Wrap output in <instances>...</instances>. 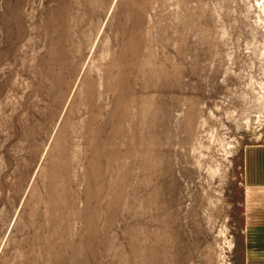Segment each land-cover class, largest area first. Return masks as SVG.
Segmentation results:
<instances>
[{
    "label": "rangeland",
    "instance_id": "374dc122",
    "mask_svg": "<svg viewBox=\"0 0 264 264\" xmlns=\"http://www.w3.org/2000/svg\"><path fill=\"white\" fill-rule=\"evenodd\" d=\"M264 146V0H0V264H241Z\"/></svg>",
    "mask_w": 264,
    "mask_h": 264
},
{
    "label": "crops",
    "instance_id": "0c3cea01",
    "mask_svg": "<svg viewBox=\"0 0 264 264\" xmlns=\"http://www.w3.org/2000/svg\"><path fill=\"white\" fill-rule=\"evenodd\" d=\"M241 264H264V146L244 151Z\"/></svg>",
    "mask_w": 264,
    "mask_h": 264
}]
</instances>
